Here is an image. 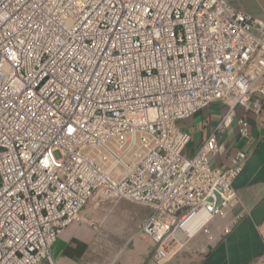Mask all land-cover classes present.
Returning a JSON list of instances; mask_svg holds the SVG:
<instances>
[{"label":"built area","instance_id":"built-area-1","mask_svg":"<svg viewBox=\"0 0 264 264\" xmlns=\"http://www.w3.org/2000/svg\"><path fill=\"white\" fill-rule=\"evenodd\" d=\"M214 104L192 149L179 123ZM249 116L264 127V22L225 0H0V264H56L96 199L153 210L155 262L203 233L201 260L246 217L249 155L215 162Z\"/></svg>","mask_w":264,"mask_h":264},{"label":"crops","instance_id":"crops-1","mask_svg":"<svg viewBox=\"0 0 264 264\" xmlns=\"http://www.w3.org/2000/svg\"><path fill=\"white\" fill-rule=\"evenodd\" d=\"M225 1L234 9L264 22V0ZM222 107V104H214L195 117L182 121V130L191 134L195 148H199L219 124ZM247 120L250 125L248 137H242L237 126L228 129L223 135L226 143L225 155L215 162L217 166L227 169L232 166L231 159L237 152L242 151L249 155L240 176L234 183L238 193L235 210H244L246 217L231 234L216 243L197 264H263L264 127L252 116ZM204 121H208L211 125L207 128L203 127ZM77 225H72L54 245L53 257L56 264H89L91 233H84L83 231L86 230ZM203 235V233L197 234V237ZM187 245L192 247L193 240ZM148 247L149 245L140 243L138 250L140 253L146 252Z\"/></svg>","mask_w":264,"mask_h":264},{"label":"rangeland","instance_id":"rangeland-1","mask_svg":"<svg viewBox=\"0 0 264 264\" xmlns=\"http://www.w3.org/2000/svg\"><path fill=\"white\" fill-rule=\"evenodd\" d=\"M182 123H179L181 128ZM152 215V209L129 200L96 199L83 208L81 221L72 225L78 224L86 230L84 233H91L89 264H159L154 259L156 247L141 233L142 224ZM203 237L205 235L197 237L192 248L179 251L169 262L162 264H197L202 254L195 247L207 241ZM140 243L149 245L146 252H139Z\"/></svg>","mask_w":264,"mask_h":264},{"label":"bare ground","instance_id":"bare-ground-1","mask_svg":"<svg viewBox=\"0 0 264 264\" xmlns=\"http://www.w3.org/2000/svg\"><path fill=\"white\" fill-rule=\"evenodd\" d=\"M79 220L81 221V219H79ZM195 233H196L195 230L191 229L190 235L192 237L194 236ZM176 237H177L178 241L180 242L181 246L178 248V249H180L184 246V243L186 242V235L183 233H181V234L179 233Z\"/></svg>","mask_w":264,"mask_h":264},{"label":"clouds","instance_id":"clouds-1","mask_svg":"<svg viewBox=\"0 0 264 264\" xmlns=\"http://www.w3.org/2000/svg\"><path fill=\"white\" fill-rule=\"evenodd\" d=\"M194 117H195V116H194ZM181 129H182V128H181ZM194 149H196V148H194ZM77 222H80V220L77 221ZM75 223H76V222H75ZM75 223H74V224H75ZM71 226H72V225H71ZM68 229H69V228H68ZM68 229H67V230H68ZM67 230H66V231H67ZM66 231H65V232H66ZM60 238H61V237H60ZM60 238H59V239H60ZM59 239H58V240H59ZM56 243H57V242H56ZM152 246L155 247L154 244H152ZM53 248H54V247H53ZM156 249H157V248H156ZM53 259H54V257H53ZM54 262H55V260H54ZM55 263H56V262H55Z\"/></svg>","mask_w":264,"mask_h":264}]
</instances>
